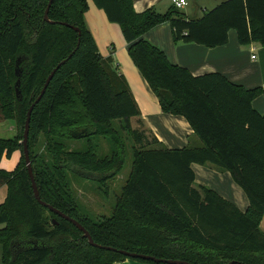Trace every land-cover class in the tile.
I'll list each match as a JSON object with an SVG mask.
<instances>
[{
	"label": "trees",
	"instance_id": "16d2710c",
	"mask_svg": "<svg viewBox=\"0 0 264 264\" xmlns=\"http://www.w3.org/2000/svg\"><path fill=\"white\" fill-rule=\"evenodd\" d=\"M93 1L120 25L162 111L184 116L202 145L170 149L132 127L140 108L113 56L99 51L85 19L88 0H53L50 21L44 19L49 0H0V123L13 120L17 127L14 137H0V188L7 187L0 202L1 264H164L118 250L192 264H264V114L253 106L264 97V86L246 88L220 72L194 75L143 37L168 22L175 42L217 47L228 43L234 29L240 44L264 46V0H225L198 18L174 5L166 12H137L133 0ZM65 58L31 114L35 180L43 201L116 251L91 245L79 227L36 199L24 154L15 169L1 167L4 155L10 158L23 146L27 112ZM122 131L135 144L130 175L112 214L92 217L77 205L66 170L100 174L96 181L104 185L125 164ZM42 136L47 163L34 153ZM99 137L110 143L109 155L98 154L93 140ZM73 140L85 143L71 148ZM193 163L229 171L248 196V208L196 185Z\"/></svg>",
	"mask_w": 264,
	"mask_h": 264
},
{
	"label": "crops",
	"instance_id": "0c3cea01",
	"mask_svg": "<svg viewBox=\"0 0 264 264\" xmlns=\"http://www.w3.org/2000/svg\"><path fill=\"white\" fill-rule=\"evenodd\" d=\"M168 1L133 0V5L137 12H142L150 7H154L158 11L157 7L165 9L166 6L173 5L171 0L170 3ZM88 5V10L85 13L86 23L97 42L100 53L103 56H113L114 63L128 81L140 108L141 115L132 117V123L139 124V119H141L149 133L156 136L167 148L201 146V139L194 133L192 126L184 116L162 111L158 97L128 53V43L120 25L109 21L106 12L96 6L93 0H88ZM233 30L229 31L228 43L217 47H207L195 42H175L172 27L168 22L153 27L143 37L163 50L172 63L189 68L194 75L220 72L234 83L242 84L246 88L264 86V46L258 42L247 45L240 44L237 32L234 34ZM253 54L256 55L255 58H252ZM253 106L264 114V97L261 95L254 99ZM13 127V124L8 126L10 131L14 130ZM18 157V150L10 158L4 155L1 167L6 170L15 169L20 160ZM192 168L195 172L196 185L209 186L243 211L248 208L250 204L248 196L229 171H222L210 163L204 165L193 163ZM6 195L7 187L3 186L0 188V202L5 199ZM260 227L264 232V216ZM0 252L2 261L1 245ZM116 264H132V262L127 259L116 262Z\"/></svg>",
	"mask_w": 264,
	"mask_h": 264
},
{
	"label": "rangeland",
	"instance_id": "374dc122",
	"mask_svg": "<svg viewBox=\"0 0 264 264\" xmlns=\"http://www.w3.org/2000/svg\"><path fill=\"white\" fill-rule=\"evenodd\" d=\"M172 1V0H171ZM225 0H188V5L181 10L187 13L189 17H199L203 15L204 9H212L219 5ZM170 3V0L168 1ZM171 5V4H170ZM168 7L162 8L157 7L158 11L165 12ZM235 34V30H233ZM13 124L14 130L10 131V126ZM132 127L141 129L145 131L146 135L151 137L148 129L145 125L133 124ZM17 133V127L13 120H8L4 124L0 123V137L12 138ZM24 134V133H23ZM122 140L124 142V153H125V164L123 168L111 179H109L104 185L100 184L96 179L101 175L96 173L87 174L84 171L73 167V171L66 170V174L69 178L70 187L74 195V199L77 205L82 209L83 213H87L92 217L109 216L113 212L114 205L116 204L117 197L121 194L122 188L128 179L134 160V141L131 136L126 132L122 131ZM93 142L97 146V151L99 155H109L111 152V145L104 137H99L94 139ZM71 148H80L84 145L85 140H73L70 141ZM19 151V162L23 159V146H21ZM34 153L39 157L43 158V162H49L51 156L46 148L44 137H40L37 145L34 147ZM18 157V159H19ZM14 161V159H12ZM18 162V164H19ZM84 174H86L84 176ZM88 176V177H86ZM132 264H153L146 263L141 260L128 259ZM121 262V261H118ZM0 264H1V252H0ZM116 264V262L114 263Z\"/></svg>",
	"mask_w": 264,
	"mask_h": 264
},
{
	"label": "water",
	"instance_id": "95a60500",
	"mask_svg": "<svg viewBox=\"0 0 264 264\" xmlns=\"http://www.w3.org/2000/svg\"><path fill=\"white\" fill-rule=\"evenodd\" d=\"M53 0H49L47 9L45 10V14H44V19L47 21H50L48 13H49V9L50 6L52 4ZM65 25H69L66 22H61ZM77 31L80 32L79 28H76ZM73 53H71L69 55V57H71ZM68 60V58H65L64 60H62L61 62H59L55 68L51 71V73L49 74L48 78L46 79V82L41 90L40 95L38 96V98L35 100V102L30 106L28 112H27V117H26V121H25V128H24V137L22 140L23 143V154H24V158H25V162H26V166L28 169V173L32 182V186H33V190H34V195L36 197V199L44 206L48 207L50 210H52L53 212H55L56 214L60 215L61 217L65 218L66 220L72 222L73 224H75L77 227H79L83 232L84 235L88 238L89 243L93 246H98V247H102V248H106V249H112V250H117L114 247L111 246H104V245H100L98 243H96L94 241V239L92 238L91 234L89 233V231L75 218L69 216L68 214L62 212L61 210L57 209L56 207L52 206L51 204H48L47 202L43 201L41 196H40V192L38 189V185L36 183L35 180V176H34V172H33V167H32V162H31V157H30V151H29V144H28V140H29V131H30V121H31V114L32 111L35 107V105L41 100L42 96L44 95L49 83L51 82L54 74L56 73V71L63 65L66 63V61ZM77 168V167H76ZM79 169V168H78ZM82 171H84L83 169H80ZM87 174H90L92 172H88V171H84ZM97 174V173H96ZM86 174H84L85 176ZM88 177V176H86ZM101 177V176H100ZM99 177V178H100ZM120 253H123L129 257L132 258H142L145 260H152L156 263H164V264H192L188 261L185 260H179V259H165V258H158L156 256L153 255H149V254H143V253H136V252H130V251H126V250H118Z\"/></svg>",
	"mask_w": 264,
	"mask_h": 264
},
{
	"label": "built area",
	"instance_id": "2783aa9c",
	"mask_svg": "<svg viewBox=\"0 0 264 264\" xmlns=\"http://www.w3.org/2000/svg\"><path fill=\"white\" fill-rule=\"evenodd\" d=\"M172 4L175 7L179 8V9H182V8H184V7H186L188 5V0H172ZM255 57H256V55L253 54L252 58H255Z\"/></svg>",
	"mask_w": 264,
	"mask_h": 264
}]
</instances>
